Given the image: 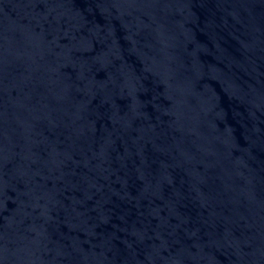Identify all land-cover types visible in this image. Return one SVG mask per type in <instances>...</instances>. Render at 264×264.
I'll list each match as a JSON object with an SVG mask.
<instances>
[{"label": "water", "instance_id": "obj_1", "mask_svg": "<svg viewBox=\"0 0 264 264\" xmlns=\"http://www.w3.org/2000/svg\"><path fill=\"white\" fill-rule=\"evenodd\" d=\"M0 264H264V0H0Z\"/></svg>", "mask_w": 264, "mask_h": 264}]
</instances>
